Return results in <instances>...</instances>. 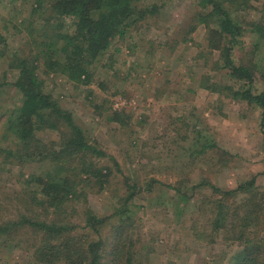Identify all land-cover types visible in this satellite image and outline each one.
I'll return each mask as SVG.
<instances>
[{"label":"rangeland","instance_id":"1","mask_svg":"<svg viewBox=\"0 0 264 264\" xmlns=\"http://www.w3.org/2000/svg\"><path fill=\"white\" fill-rule=\"evenodd\" d=\"M151 2L164 4L160 14L138 24L124 39H115L108 54L92 66L90 84H74L54 73L44 75L39 68L45 91L72 112L90 140L116 158L119 169L111 160H100L112 170L108 187L100 192L86 188L87 194L77 202L46 210L36 204L24 181L32 173L46 172L48 163L37 159L1 163L0 225L26 216L60 219L80 232L89 229L85 225L89 209L110 217L101 229L110 246L116 244L111 231L116 233L118 228V217L112 215L124 203L129 212L120 222L121 234L136 249L135 264H236V242L226 241L224 233L211 242L208 220L218 194L208 185L193 190L191 186L205 180L228 190L254 178L257 187L264 190V117L254 104L232 96L231 91L240 90L243 83L218 69L214 63L217 52L209 53L207 48L205 27L198 24L187 35L198 10L196 0L144 1ZM250 2L249 14H242L245 20L257 19L263 12L264 0ZM2 5L0 33L9 48L27 53L24 32L18 33L13 24L18 23L16 16L28 14L29 7ZM185 37L187 41L182 42ZM255 42L251 34L243 35L233 49L234 58L247 65L264 63L259 55L263 47L256 49ZM261 71L263 67L254 70L253 92L264 86ZM12 76L7 60L0 58V115L20 103V94L3 84ZM212 85L215 91L209 88ZM111 111L125 113L123 124L106 121ZM36 135L47 148H56L57 143L53 146L51 142L61 138L60 132L52 129ZM9 138L12 136L0 123V147L11 145ZM126 175L141 188L127 203L123 199L131 189L124 183ZM151 178L159 183L148 186ZM180 179L190 200L178 208L168 184ZM242 196L232 200L238 204ZM36 242L28 226H12L1 232L0 264H34L32 243Z\"/></svg>","mask_w":264,"mask_h":264},{"label":"trees","instance_id":"2","mask_svg":"<svg viewBox=\"0 0 264 264\" xmlns=\"http://www.w3.org/2000/svg\"><path fill=\"white\" fill-rule=\"evenodd\" d=\"M144 1L0 0L8 8L19 4L29 7L28 14H19L20 17L16 16L18 23L13 24L18 33L24 32L29 44L27 53L9 48L0 33V58L7 60V68L13 72L10 81L3 84L20 94L19 105L12 107L6 115H0L3 120L0 123L12 136L10 141L13 140L11 145L0 147V164L35 159L46 161L49 165L46 172L32 173L24 181V188H31V197L36 204L46 210L63 209L69 202H77L87 194L86 188H95L98 192L105 190L112 170L101 165L100 160H111L118 169L119 164L114 156L86 136L72 112L63 108L57 97L45 91L39 68H43L44 75L54 73L74 84H90L92 66L108 54L112 42L124 39L138 24L159 15L164 7L161 3ZM196 5L198 10L192 17L193 25L189 26L187 35L198 24L205 27L207 48L209 53L217 52L214 63L219 65L218 69L226 70L231 79L243 83L240 90L231 91L232 96L254 104L264 117V86L253 92L254 70L264 69V63L247 65L236 60L233 54L240 38L249 33L255 37V48L263 47V53L259 55L264 58V8L257 19L245 20L242 14L253 7L250 0H196ZM181 41H187V37ZM260 76L264 82L263 71ZM209 88L216 90L213 85ZM123 115L124 112L111 111L106 121L121 125ZM43 129L60 132V140L51 142L53 146L57 143L56 148H47L40 143L36 134ZM155 182L159 183L151 178L148 186ZM183 182L180 179L174 185L168 184L178 208L180 203L184 205L190 200V193L181 189ZM124 183L131 189L123 199L127 203L141 188L127 175ZM205 185L218 194L208 220L213 233L211 242L224 233L226 241L239 245L233 256L236 264H264V190L257 187L254 178L234 189L221 190L205 180L193 184L191 189ZM239 194L244 196L236 204L232 199ZM128 212L124 203L114 210L112 216L118 217V228L116 233L111 231L112 241L116 244L110 246L104 241L101 230L110 217L89 209L85 217L88 230L74 232L75 226L60 219L39 220L22 216L15 223L0 225V233L12 226L30 227L37 239L32 243L34 264H135L136 249L130 246L128 237L121 234L123 226L120 222ZM3 264L20 263L6 261Z\"/></svg>","mask_w":264,"mask_h":264},{"label":"built area","instance_id":"3","mask_svg":"<svg viewBox=\"0 0 264 264\" xmlns=\"http://www.w3.org/2000/svg\"><path fill=\"white\" fill-rule=\"evenodd\" d=\"M117 104V103H116Z\"/></svg>","mask_w":264,"mask_h":264}]
</instances>
